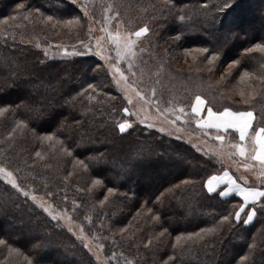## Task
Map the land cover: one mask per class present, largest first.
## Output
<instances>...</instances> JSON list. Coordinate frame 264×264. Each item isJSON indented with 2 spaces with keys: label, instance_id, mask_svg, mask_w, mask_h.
Instances as JSON below:
<instances>
[{
  "label": "trees",
  "instance_id": "16d2710c",
  "mask_svg": "<svg viewBox=\"0 0 264 264\" xmlns=\"http://www.w3.org/2000/svg\"><path fill=\"white\" fill-rule=\"evenodd\" d=\"M104 1L96 0L88 5L90 16H97ZM113 1L119 6L125 20L138 27H150L148 50L142 67L150 84H154L158 77L163 101L180 97L181 103L187 105L189 98L199 93L214 110H222L225 105L233 108L239 106L227 102L223 95L213 90L202 73L175 69L169 58L162 60L160 56L162 63L159 69L171 72L176 77H173L175 82L170 80L159 71L151 55L159 53L160 43L164 41L165 35L170 34L172 41L166 44L171 51L185 43L217 50L220 59L211 68L222 65L226 57L235 60L243 48L264 39V20L256 15V6L264 3V0H239V8L227 18L232 29L219 31L210 22L205 23L211 20L216 0H177L185 9V14L191 16V21L183 31H180L179 22H174L167 13L161 15L158 11L163 0ZM20 3L27 6L23 12L17 8ZM204 4L208 7L204 8ZM37 8L43 16H56L61 21L79 17L76 6L66 0H0V106L20 105L0 118V166L13 172L24 189H32L34 194L47 200L57 210L66 209L72 219L84 227L85 233L99 237L96 243L105 246L106 256L117 258L119 263L163 264L169 255L176 254L172 248L176 235L187 236L201 229L215 228V231L204 236L206 244L200 242L192 245L189 242L183 264H239L241 258L248 254L247 245L251 243L252 237L256 236L258 241L261 239L264 216L258 214L254 222L247 226L220 225V216L231 210L238 198H222L226 203H221L220 199L210 197L201 185L208 175L221 173L224 169L235 173L237 178L241 175L247 177L252 184L256 182L252 174L258 176L257 170L260 169L249 159L255 165L254 172L241 174L239 165H232L222 159L223 156L217 158L199 154L188 142L177 138L176 132L169 135L155 128L134 127L125 134L119 133L116 124L123 120L124 101L112 86L107 70L92 71L97 65L104 64L94 55L69 60L45 59L35 45L39 43L41 47H47L52 34L41 33L42 30L38 28L35 20L40 22L41 16L34 11ZM243 9L245 18L239 22L237 17L243 13ZM26 13H31L28 20L23 18ZM3 17L7 19L1 20ZM14 17L17 20L13 22L11 19ZM56 17L54 20H57ZM245 26H250V29L240 37L236 36L234 29L241 31ZM86 30V24L81 20V25L73 30V36L82 39ZM254 30L259 35L253 37ZM177 35L180 36L178 40L174 39ZM245 67L254 70L258 65L255 60L246 58L237 66V73H241ZM183 80L188 81L185 91L187 97L169 95L174 87L187 84ZM41 81L48 85L46 89L33 87ZM89 83L96 86L94 92L89 90L95 99L89 101L85 97L83 107L80 103L74 106L64 103L66 98L86 88ZM41 99L46 105L43 115L31 110V105ZM76 120L81 121L79 126L75 125ZM18 121L27 123L28 128L13 132ZM61 122L69 127L58 133ZM32 129L37 135H33ZM53 133L71 146L72 157L58 152L49 153L44 161L35 157V151H47V142L41 144L37 136ZM202 141L211 142V148L213 143L217 150L226 155L234 151L231 145L238 142V135L229 130L222 147L220 141L215 139L206 137ZM97 149L104 152L109 161L113 157L133 158L141 150L143 156L133 170L122 172L110 162L97 164L87 160L96 155ZM79 159L89 163L88 170L75 164ZM45 164L51 166L45 167ZM70 172L71 176L68 175ZM95 178H103L104 183L88 192ZM185 180L194 183L183 184ZM143 181L147 183L141 187ZM176 185L179 187H174ZM108 188L114 191L108 193ZM168 189L172 191H166ZM47 192L53 193V196H46ZM161 193L164 195L157 201ZM105 196H108V200L101 206L99 201ZM73 201L77 206L73 205ZM148 209H152L153 215H159L160 220L147 223L143 213ZM85 216H91V224ZM133 227L137 228V233L133 232ZM163 228L168 229L166 238L155 239L153 234L161 232ZM120 229L126 230L121 232ZM35 235L42 237L46 250H29L30 241ZM0 238L7 239L23 253L5 260L7 250L0 248V264H22V259L23 264H26L25 255L34 260L42 257L41 264H95L80 243L60 224L50 221L49 217L2 180ZM149 239L152 244L144 247V241ZM253 257L259 264V250ZM176 264H181V261L178 260Z\"/></svg>",
  "mask_w": 264,
  "mask_h": 264
},
{
  "label": "snow or ice",
  "instance_id": "6c2138e0",
  "mask_svg": "<svg viewBox=\"0 0 264 264\" xmlns=\"http://www.w3.org/2000/svg\"><path fill=\"white\" fill-rule=\"evenodd\" d=\"M73 3H77V0H72ZM81 10L85 17L89 20L92 19L88 10L87 0L83 4L80 5ZM240 3L239 0H216V3L213 4V14L211 16L210 21H205V23H211L212 27L217 31L220 29L227 30L229 24L227 22V18L233 13L237 8H239ZM27 6L24 3H20L17 5L19 11L23 12V10ZM155 9L154 5H151ZM204 8H207L208 5L204 4ZM36 13H39L44 21L52 23V26L55 28L57 25H63L68 28H74L81 25V18L74 17L69 20H54V17L43 16V13L40 12V9L37 8L34 10ZM106 12L112 11V16H106L105 21L108 22L113 18H118L119 13L113 11L112 5H109L108 8L105 9ZM161 15L167 13L170 15L174 22H179L180 31H183L184 27L187 25L189 21H191V16L185 14V9L181 7L177 0H163V3L158 9ZM31 13L24 14L23 18L28 20L30 18ZM14 19V18H13ZM122 22L118 21V30L113 32H108L107 29H102V31L107 32V37L112 46V50L115 52V56H105L104 48L101 43L103 38H96V52L95 55L100 56L102 60L105 61V65H97L96 68L92 69L94 72H99L101 70H107L112 72V79L115 81L117 87L125 93V98L127 99V103L129 105H133L135 107L133 101L134 97L129 94V90L135 93V97H138L141 100H147V97L143 95V93L133 87L131 83H129L128 76L125 75V72L121 70L119 66L120 61L127 62V71L130 72L133 76H135V72H132L134 67V61L138 56L136 49L139 47L141 37H146L147 34L150 33V28L147 25H143L138 27L136 30H128L124 29L123 31L119 30ZM89 34L92 29L89 27ZM15 38V37H13ZM174 39H180V36L177 35ZM79 43L83 46V51H78L73 48L72 51H69L67 47L62 45H56L57 48H61L63 54L65 56H79L85 55L87 53L92 52V46L90 44L84 43L83 40H80ZM37 48H40L41 45L37 43L35 45ZM144 48H140V52H144ZM184 55L188 56L193 52L201 54L204 60L207 62L209 66H214L215 62L220 59L219 52L217 50H210L208 47H197V48H185L183 49ZM45 56H47V48L44 49ZM207 54V55H204ZM258 54V55H257ZM255 60L258 68L254 70H249L247 67L240 73L239 80L242 83L246 82V87L241 88L239 91V101L235 103L239 106L233 108L230 105H225L222 110H214L211 106H208V102L206 99L199 93L194 95L193 102L190 105V111L193 114L195 124L200 129H215L216 135L214 139L216 141L224 142L225 135L223 133H229V130H232L233 133H238V142L231 145L233 152L229 153V156L239 155L244 158L243 167L249 171H252L255 168V165H250L247 161L253 160L258 161L261 165V169L258 174V178L260 180V186H256L255 184H250L248 182L247 177L241 175L240 177H234L227 169L222 170L221 173L208 175L206 180L202 183V188L206 189V193L210 197H214L221 200V203H226L222 198L226 197H237V201L232 204L231 210L227 211L226 214L220 216L219 224L222 225L224 223H228L230 227L243 224L245 226L250 225L254 222L257 215L260 214L264 216V39L261 42L253 43L248 47L243 48L240 53L239 58L233 60L231 63L227 65L228 72L231 74V70L237 68L238 65H241L244 59ZM195 60L196 57H193ZM162 67V65H161ZM211 71V67L208 69ZM225 77L221 76V80ZM34 88L39 89L40 87H44L45 89L48 85L44 84L43 81L38 84L33 85ZM96 86L92 83L87 84L86 88H82L81 91L77 92L75 95L69 96L64 100L65 104L75 105L76 103H80L83 107V99L86 97L89 101L95 99V96L92 95L89 90L95 91ZM156 95L155 89H152V96ZM79 98V99H78ZM113 100L115 97L112 98ZM259 105V107H257ZM20 105H3L0 106V118L5 117L10 112H13L14 109H18ZM45 101L44 99L35 101L31 105V110L36 111L39 115L44 114L45 109ZM115 112L116 109L114 108ZM123 113L127 117L136 116L137 120L141 124H145L147 128L151 129L155 127L153 123L149 122L148 116H140V112L143 111V108H140L137 111H131L128 107L122 108ZM156 111L160 113V116H164L165 112L173 111V109H164L163 111L157 107ZM206 111V116H202V113ZM179 112L182 115H187L184 107L179 108ZM166 119V117H165ZM181 120V116H176L175 119L171 120L169 123L171 125H176L177 121ZM188 121H185L187 123ZM75 125L79 126L81 121H74ZM134 121H130V119H123L122 122H117L116 127L119 130V133L125 134L128 130L133 128ZM69 126L65 125L61 122L60 127L57 129V132H61L62 130L68 128ZM28 128V124L24 121H18L16 123L13 132L16 129H26ZM159 131L164 132L166 129L164 127H160ZM183 129L180 127H176L175 132L180 133ZM33 135H37L35 129H32ZM172 135V132L168 133ZM11 135V134H10ZM38 140L41 144L47 142V151H35V157L39 160L44 161L49 153H60L66 155L68 157L73 156V151L71 146L66 145L64 140L59 139L56 133L44 136H37ZM177 138H180L177 136ZM194 148H197L200 151L199 145L193 144ZM162 155V154H161ZM217 158L223 155L222 152L213 153ZM143 156V151H138L136 156L133 158L126 159H117L113 157L111 161H109L104 152H100L98 149L96 150L95 156H90L87 160L99 163H111L114 168H119L122 172H128L133 170L137 164L140 162ZM210 162V161H209ZM76 165H79L84 170L89 169V163H87L83 159H79L75 161ZM51 165L45 164V167H50ZM75 166V165H74ZM0 175H2L7 182L15 189L18 193H21L24 197L30 198L33 202L37 204V206L42 209L44 213L50 218V221H56L59 225V222L63 220L65 225L67 226V231L71 233L76 240L82 242V246L84 249H87L89 253H91L97 261H100L99 252L104 250V245H97V250L93 251V248L90 246L89 237L85 235V229L82 225H76L78 228V232L74 231L73 225L75 221L71 216L67 214V210H57L52 204H47L43 198H39L25 190L21 185L17 182L16 177L13 172L7 170V168L0 166ZM69 176L72 175L70 172ZM67 179V177H65ZM238 181H242L238 182ZM104 183L103 178H95L91 181V186L87 189L88 192H91L95 186H102ZM183 184L194 183L193 181L185 180L182 182ZM223 186V187H221ZM174 187H179L176 185ZM108 193H112L114 191L113 188L107 189ZM171 192L172 189L166 190ZM46 196H53V193L47 192ZM164 193H161V196H158L157 201L161 200V197ZM67 197H65V200ZM108 200V196H105L103 200L99 201L101 206L104 205L105 201ZM73 205H76V202L73 201ZM149 212L152 209H148ZM85 219L88 220L89 224L92 223L91 216H85ZM152 219L154 221H159V215H153ZM103 227V225H101ZM126 229H120L121 232H124ZM215 231V228L212 229H201L198 232L189 233L187 236L184 235H176L175 243L172 244V248L174 255H169L166 260H164L163 264H176L178 260L183 264V256L185 252V248L190 246L189 242L192 245L200 244V242H207L204 240V236L207 233ZM261 239L258 241L256 236H253L251 239V243L247 245L248 254L241 258L239 264H257L255 261L253 254L259 250L260 261L259 264H264V228L261 230ZM168 233L167 228H163L161 232L157 234V239L165 236ZM98 239L99 237H94ZM152 244V240L149 239L147 243L144 245L145 247H149ZM0 248L7 250V256L11 257L13 255L20 256L23 255L20 249L17 247H13L12 243H10L7 239L0 238ZM41 248H45V242L41 236L35 235L32 237L30 241V251H37ZM121 255H123L121 253ZM115 256V253H113ZM27 264H41L42 257L40 259H32L29 256H24ZM126 264H132V261H126Z\"/></svg>",
  "mask_w": 264,
  "mask_h": 264
},
{
  "label": "rangeland",
  "instance_id": "374dc122",
  "mask_svg": "<svg viewBox=\"0 0 264 264\" xmlns=\"http://www.w3.org/2000/svg\"><path fill=\"white\" fill-rule=\"evenodd\" d=\"M66 1H68L69 3L76 6V10L79 13V17L86 24L87 30H86L84 37L82 39L80 37H78V39H76L73 36L74 35L73 30H75L76 27L70 29V28L65 27L63 25H57L54 28L52 26V23L44 21L42 17L40 18V22L35 20V22L38 25V28L42 30L41 33L52 34L51 38H49V41H48L49 45L47 47H40L39 48V50L42 52L43 57L45 59H48V60H52V59L69 60V59H73V58H76L79 56L94 55V56H96V58H98L105 65V61L102 60L100 56L95 55V52L97 50L96 49V38H103L101 43H102L103 48H104L103 54L105 56L111 55L114 57L115 52H114V50H112V46L110 45V42H109L108 37H107V32L102 31V29L106 28L108 32L114 33L115 31L118 30V21L122 22V25H120V27H119L120 31H123L124 29H128V30L138 29V26L135 25V23H130L129 21L125 20V18L123 17V13L119 10V6L113 0H105L104 3L101 5L100 10L97 12V16H93V14H92L91 20H89L87 17H85L83 14V11L81 10L80 5L83 4L85 2V0H77V3H73L72 0H66ZM95 1L96 0H87V4L91 5ZM97 1L99 2L100 0H97ZM243 3L245 4L244 1H243ZM109 5H112L113 11L119 13V17L113 18L110 21L106 22L105 17L113 15L112 11H109V12L105 11V9L108 8ZM244 11L245 10L243 9V11H241L243 13L242 14L239 13V15L237 17L239 22L243 21V19L245 18L246 12H244ZM256 11L258 13L256 15L259 16V18H261L262 20H264V3H261L260 5L256 6ZM250 14H251V12H250ZM53 17H56V16H53ZM6 19H7V17H5V18L3 17L1 20H6ZM56 19L59 20V17H56ZM11 20L14 22L17 20V18L14 17V19L12 18ZM30 24L33 25V23H30ZM89 27H91V29H92L90 34L88 31ZM249 27L245 26L244 29L241 31L234 29L235 30L234 33L236 36L240 37L243 34V32H247L250 29ZM228 29H232V28L228 27ZM148 35L149 34H147L146 37L139 38L140 44H139V47L136 49L138 56L134 61V67L132 69V72H135V76H133L130 72L127 71V67H128L127 62H125V61L119 62V66L121 67V70L124 71L125 75L128 76V78H129V83H131L133 85V87L139 89L143 93V95L145 97H147V100H141L138 97H135V93L131 92V90H129V94H131L134 97L133 103H134L135 107H133V105H129L127 103V99L125 98V93L122 92L117 87L115 81L112 79V72L108 71L109 76H111L110 79H111L112 86L114 87L116 92L118 91L117 93L123 99L125 107H128L131 111H134V112L139 110L140 108H143V111L140 112V116L141 117H143L145 115L148 116L150 118L149 122L153 123L155 125V127H153V128L159 130L160 127H164L166 129V131H164V132L169 133V132H175L176 127H180L183 129V131L178 133V136H180V138L182 140L188 142L192 147H193V144L199 145V147L201 149L200 151H198L197 148L193 147L199 154L201 153L205 157H210V156L216 157L215 155H213V153L219 151V150H217V147L215 148L213 146V143H212L211 144L212 148H211V147H209V143H211V142L202 141V140L206 139V137L214 139L215 135L217 134L216 130L215 129H200L196 126L193 114L190 111V105L193 102L194 96L191 99L189 98L187 105H184L181 103L180 97L178 99L172 98L170 101H163L160 97L161 96V92H160L161 83H157L158 77H157L156 82L154 84L149 83V77L145 74V71L143 70V67H142L143 59L145 58V53L148 50ZM255 35H259V33L256 30H254V32H253V37ZM64 40L68 41V43H67L68 45L66 44V42ZM80 40H83L84 43H86V44H90L92 46V52L87 53L85 55H79V56H65L63 54L62 49L56 47V45H62L64 47H67L69 51H72L73 48H75V50H78V51H83V46L79 43ZM167 41L168 42L172 41V37L170 34L165 35L164 41L162 43H160L159 53H155V54L151 55L153 57L154 61L156 62L158 69L160 68L159 66L162 63L161 59H160V56H161L162 60L169 58L168 60H171L173 62V63L171 62V64H172L173 68H175V69L183 70V71H195V72L202 73L203 76H205L206 83H208L213 90H216V91H218V93L223 95L227 102L234 104V105H237L235 102L239 101V99H240L239 91L241 88L246 87V82L242 83L239 80L240 72L237 73V68L232 69L231 74H229L227 65L229 63H231L233 61V59H227V57H226V60L223 59L222 65H220L217 68H211L212 70L209 71L208 69L211 66H209L207 64V62L204 60V58H203V56H201V54L193 52L188 56L184 55L183 49H185V48H197L199 46H189L188 44L185 43V44H183L182 47H179V48L174 47L175 50L171 51L169 49V45L166 44ZM69 44H71V45H69ZM45 48H47V56H45V53H44ZM140 48H144L145 51L141 53ZM204 55H206V54H204ZM193 57H196V59L194 60ZM105 67H106V65H105ZM242 70H244V68ZM159 71H161L163 74H165L170 80L172 79L175 82V80L173 78V77H175L174 74H172L171 72L162 71L160 69H159ZM221 76H224L225 78L223 80H221ZM183 81H185V80H183ZM185 82L187 84H185V85L182 84V85H178V86L174 87L171 90L169 95H178V96H181L183 98L187 97V94L185 91H186V88L188 86V81H185ZM153 88L155 89V92H156V95L154 97L152 96V89ZM157 107H159L162 111L164 109H169V108L173 109V111L165 112L164 116H160V113H158L156 111ZM180 107H184L187 115H182L179 112ZM176 116H181V120H178L176 125H171L169 122L171 120L175 119ZM202 116H206V111L202 113ZM165 117H166V119H165ZM125 118L130 119V121L135 122L133 124V128L134 127H144L145 129H149L146 127L145 124L139 123V121L137 120V117L135 115L132 117H127L124 114L123 119H125ZM185 121H188V122L185 123ZM221 134L226 136V133L222 132ZM226 139H229V138H226ZM219 143H220L221 147L224 146L223 143H221V142H219ZM200 144H202V145H200ZM206 147L210 148L211 150L207 149ZM222 156H223L222 159L227 160L229 163H232V165H233V163L239 165V167L242 170V172H239L241 174L246 175L247 172H254V170H255V168L252 171L245 169L243 167L244 158L240 157L238 154L229 156V153H226V155L223 154ZM247 163L252 165L249 162V160L247 161ZM257 171L259 172V170H257ZM231 174L234 176L235 173L234 174L231 173ZM0 180L5 182L6 184H9L7 182V180L2 175H0ZM145 183H147V182L143 181L140 184L141 187L145 186L146 185ZM25 190L34 194L32 189H25ZM20 195H22V194L20 193ZM34 195H36V194H34ZM36 196L38 197V199L42 198L38 195H36ZM24 198H26V197H24ZM26 199L31 204H33L37 209H39L41 212H43L42 209H40L37 206V204L35 202H33L30 198H26ZM45 201L47 204H51L47 200H45ZM44 214L47 216L46 213H44ZM67 214L69 216H71L69 213H67ZM152 216H153V212L145 211L143 213V219L145 221H147V223H150L153 220ZM53 222L57 223L56 221H53ZM59 224L62 228H64L67 231V226L65 225V222L63 220H61L59 222ZM76 225H80L77 221H75L73 228H74V231L78 232V228L76 227ZM132 230H133V232H135V231H136V233L138 232L137 228H135V227H133ZM158 233L153 234V237L155 239H157L156 237H157ZM69 234L72 237H74L71 233H69ZM85 235H87L89 237V241H85V242H90V246L93 248V251H96L97 245H99L98 243H96L97 239L89 236L87 233H85ZM164 237L166 238V234ZM77 241L82 246V242L79 240H77ZM146 243H147V241L146 242L144 241V245ZM82 248H83V246H82ZM84 251L92 258V260L94 261L95 264H126L124 262L119 263L117 258L115 259L114 257L106 256L104 250L99 252L100 261H97L95 259V257L91 253L88 252L87 249H84ZM21 262L23 264V259L21 260ZM26 264H27V262H26Z\"/></svg>",
  "mask_w": 264,
  "mask_h": 264
},
{
  "label": "crops",
  "instance_id": "0c3cea01",
  "mask_svg": "<svg viewBox=\"0 0 264 264\" xmlns=\"http://www.w3.org/2000/svg\"><path fill=\"white\" fill-rule=\"evenodd\" d=\"M237 135H238V133H236ZM251 161H253V160H251ZM253 163H255L256 164V166L259 168V169H261V165L259 164V162L258 161H253ZM229 171V170H228ZM230 172V171H229ZM231 173V172H230ZM253 179H255L256 180V182L255 183H252V184H255L256 186H260V183L257 185V182L259 181L260 182V180H259V178H258V176H256V174H252V176H251ZM258 180V181H257ZM221 187H223V186H221ZM226 198H229V197H226ZM226 198H223V199H226Z\"/></svg>",
  "mask_w": 264,
  "mask_h": 264
}]
</instances>
